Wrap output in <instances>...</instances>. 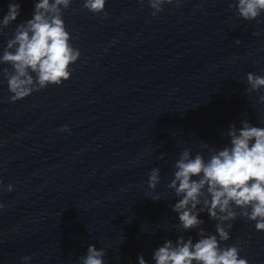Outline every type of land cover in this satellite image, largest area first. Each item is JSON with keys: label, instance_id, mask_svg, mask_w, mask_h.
<instances>
[{"label": "water", "instance_id": "1", "mask_svg": "<svg viewBox=\"0 0 264 264\" xmlns=\"http://www.w3.org/2000/svg\"><path fill=\"white\" fill-rule=\"evenodd\" d=\"M9 2L0 0V17ZM17 2L0 51L31 17L35 0ZM234 2L182 0L152 16L147 0H107V15L73 0L63 19L81 55L70 79L13 103L0 74V182L14 185L0 190V264L25 255L79 264L89 244L104 248L105 264H136L140 254L153 264L165 239L197 238L175 227V160L185 148L207 159L202 144L222 148L229 124L264 127V89L249 92L246 82L248 72L264 75V13L244 20ZM153 167L160 182L150 189ZM200 215L214 233L216 222ZM231 223L222 243L264 264V231L239 215Z\"/></svg>", "mask_w": 264, "mask_h": 264}, {"label": "clouds", "instance_id": "2", "mask_svg": "<svg viewBox=\"0 0 264 264\" xmlns=\"http://www.w3.org/2000/svg\"><path fill=\"white\" fill-rule=\"evenodd\" d=\"M143 2V0H141ZM73 0H35L31 17L16 24L13 35L0 51V64L10 66L0 69L11 102L26 98L34 91L48 85H61L70 79V66L77 62L80 49L71 44V34L63 19V10ZM153 9L152 16L163 10L164 4L180 6L182 0H147ZM107 0H83V7L96 13L105 12ZM235 14L244 20H255L264 13V0H235ZM20 4L10 0L7 11L0 17V34L17 20ZM258 35L259 33H253ZM239 43V41H237ZM248 91L264 89V75L246 74ZM264 103V95L259 96ZM61 132L69 131L62 125ZM228 143L222 148H211L209 156L195 155L185 148L172 165L174 171L167 187L177 199L171 205L176 213L178 230H196L191 235L178 236L174 241L165 239L152 252L153 264H249L240 256L238 245H225L230 239L232 221L237 216L254 222L257 231H264V127L253 125L247 119L240 127L229 124L226 132ZM163 158L164 153H161ZM160 182V169L150 170L147 184L155 189ZM14 185L0 182V190L13 191ZM158 200V196H152ZM5 207L0 203V209ZM201 213H207L215 221V232L202 227ZM104 248L89 244L79 264H105ZM22 264H30L31 256L21 258ZM136 264H149L143 254L136 257Z\"/></svg>", "mask_w": 264, "mask_h": 264}]
</instances>
